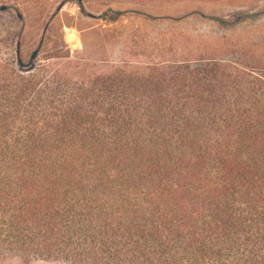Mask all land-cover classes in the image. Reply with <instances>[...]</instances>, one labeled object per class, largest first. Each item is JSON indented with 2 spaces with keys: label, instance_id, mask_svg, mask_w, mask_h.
<instances>
[{
  "label": "trees",
  "instance_id": "1",
  "mask_svg": "<svg viewBox=\"0 0 264 264\" xmlns=\"http://www.w3.org/2000/svg\"><path fill=\"white\" fill-rule=\"evenodd\" d=\"M73 1L109 24L179 23L185 2L246 9L200 15L224 29L264 13V0ZM21 36L0 30V264H264V46L173 38L159 59L102 70L63 36L25 59Z\"/></svg>",
  "mask_w": 264,
  "mask_h": 264
},
{
  "label": "rangeland",
  "instance_id": "2",
  "mask_svg": "<svg viewBox=\"0 0 264 264\" xmlns=\"http://www.w3.org/2000/svg\"><path fill=\"white\" fill-rule=\"evenodd\" d=\"M81 12L76 2H67L58 12L41 13L37 10L17 12L6 10L0 12V30L6 36L21 30V51L23 57L37 50L41 36L50 39L64 37L71 51L86 50L97 61L99 69L107 70L123 60L142 62L159 59L163 49H169L173 38H184L194 47H217L224 37L227 39L256 40L264 46V13L256 14L236 29H224L213 21L204 20L200 15L230 18L243 12V7L226 4L185 2L176 6L177 14H190L189 18L179 22L146 21L132 15L124 16L116 23H107L99 18L102 8L83 5ZM254 10L253 13H257ZM198 12L199 14H192ZM92 13L95 17H89ZM21 14L22 18L18 15ZM199 16V17H196ZM85 43V46L84 44ZM51 44L42 48L41 59L52 51ZM6 50L11 49L6 46ZM166 57H172L167 54ZM22 264V263H6ZM30 264H62L36 262Z\"/></svg>",
  "mask_w": 264,
  "mask_h": 264
},
{
  "label": "water",
  "instance_id": "3",
  "mask_svg": "<svg viewBox=\"0 0 264 264\" xmlns=\"http://www.w3.org/2000/svg\"><path fill=\"white\" fill-rule=\"evenodd\" d=\"M68 2H74V1H73V0H69ZM63 6H64V5H60L59 8L57 9V11L59 12V11L62 9ZM79 7H80V9H81V12H82V13H85V9H84L83 5L80 4ZM5 10H6V6H1V7H0V11H5ZM87 15H88L89 17H93V18L95 17V15L92 14V13H87ZM18 17L21 18L22 15L19 14ZM37 52H38L37 50L34 51V52L32 53V57H35V55L37 54Z\"/></svg>",
  "mask_w": 264,
  "mask_h": 264
}]
</instances>
